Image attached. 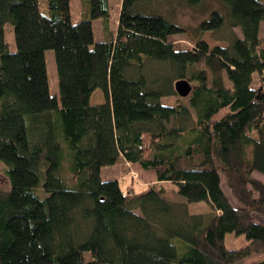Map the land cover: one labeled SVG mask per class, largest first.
Segmentation results:
<instances>
[{
  "label": "trees",
  "instance_id": "1",
  "mask_svg": "<svg viewBox=\"0 0 264 264\" xmlns=\"http://www.w3.org/2000/svg\"><path fill=\"white\" fill-rule=\"evenodd\" d=\"M151 1L122 0L112 32L108 0H84L77 23L71 0H46L47 14L39 0H0V163L9 181L0 188V264H264V223L255 220L264 219V182L253 176L264 177V4L218 0L226 13L213 12L201 30H228L225 45L177 48L169 38L183 30L144 14ZM98 19L105 38L96 42ZM48 50L60 99L50 93ZM182 79L193 87L186 98L174 87ZM97 89L106 101L92 105ZM174 96L179 103L161 102ZM120 159L157 182L136 194L102 181L101 169ZM197 203L210 211L191 213ZM227 233L247 244L228 249Z\"/></svg>",
  "mask_w": 264,
  "mask_h": 264
},
{
  "label": "rangeland",
  "instance_id": "2",
  "mask_svg": "<svg viewBox=\"0 0 264 264\" xmlns=\"http://www.w3.org/2000/svg\"><path fill=\"white\" fill-rule=\"evenodd\" d=\"M41 5V12L47 14L46 0H39ZM264 4V0H257ZM109 3V18L108 25L110 31L115 32L118 27L119 18L121 14L122 0H108ZM71 19L73 23H77L87 16V8L84 0H71ZM144 14L159 15L169 19L173 24L183 30L180 34H176L169 38V41L177 48H192L197 40H204L212 47L216 45H225L226 33H217L213 31H202L201 24L210 19L213 12L218 11L225 14L226 10L218 0H204L200 5L191 7L185 3V0H152L144 7ZM94 39L96 42L104 40L103 19L93 20L92 22ZM6 42L9 45L11 52L16 51L14 32L11 25L6 26ZM240 36V30H234ZM260 37L264 40V22L261 24ZM46 68L49 80V88L52 96H59V82L56 70L54 51L48 50L45 52ZM157 70L161 71V68ZM164 76L162 72L157 73L153 78H161ZM258 76L254 75L253 87L258 86ZM92 105H100L105 103L106 95L102 89H97L91 96ZM163 104H177L179 103L178 96L164 97L161 99ZM256 179L264 182V177L254 173ZM102 181L117 180L121 184L124 192L132 189L136 194H143L157 181L155 173L152 170H145L138 164L128 163L120 159L117 164L112 166H105L101 169ZM168 188H173L170 184H166ZM0 188L9 189V181L5 175V167L0 163ZM222 188L226 196L230 199L234 206H237L230 190L228 189L225 179L222 176ZM189 211L194 214H202L210 211V207L205 203H197L189 205ZM255 220L264 223V219L255 216ZM226 246L228 249H238L247 244L245 235H236L235 233L226 234ZM90 254L86 253L85 258L89 259Z\"/></svg>",
  "mask_w": 264,
  "mask_h": 264
},
{
  "label": "water",
  "instance_id": "3",
  "mask_svg": "<svg viewBox=\"0 0 264 264\" xmlns=\"http://www.w3.org/2000/svg\"><path fill=\"white\" fill-rule=\"evenodd\" d=\"M174 87H175L176 93L181 98L188 97L193 89L191 83L185 79L178 80L177 82H175Z\"/></svg>",
  "mask_w": 264,
  "mask_h": 264
}]
</instances>
